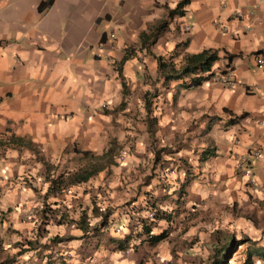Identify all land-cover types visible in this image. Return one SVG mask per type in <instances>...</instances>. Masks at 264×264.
Segmentation results:
<instances>
[{"label": "crops", "instance_id": "0c3cea01", "mask_svg": "<svg viewBox=\"0 0 264 264\" xmlns=\"http://www.w3.org/2000/svg\"><path fill=\"white\" fill-rule=\"evenodd\" d=\"M45 1L0 0V264H33L39 251L49 254L55 246L78 255L117 225L118 237H108V244L127 237L130 248L154 247L160 241L150 245L144 238L160 235V218L158 226H149L153 218L147 217H154L155 210L160 215V172L155 173L149 151L159 132L167 133L160 142L168 146L179 132L190 131L194 141H202L194 157L198 170L185 179L178 199L172 197L174 204L180 206L184 196L192 201L210 196L211 201L220 198L231 205L248 197L264 206V74L256 67L258 58L264 60V0H187L182 14L172 15L183 0H51L40 10ZM233 11L245 17L236 20ZM202 51L216 52L218 60L210 72L231 71L232 88L213 83L212 76L197 87H186L192 76L167 82L158 76L156 58L176 54L172 62L179 69L183 55ZM146 93L152 97L149 112L143 105ZM157 100L164 104L153 112ZM135 113L141 123H134ZM134 127L141 131L134 141L136 150L119 159V169L110 178H95L102 169L94 166L60 173L66 180L97 170L86 181L72 184L94 177L95 186L74 190L76 197L62 209L63 218L72 221L84 213L86 231L41 219V201L58 195L48 192L52 176L47 163L93 154L108 159L111 143L122 133L132 136ZM187 147L196 148L190 142ZM203 150L210 156L200 161ZM252 150L259 152L248 161L256 190L235 166H243L240 155ZM39 162L45 165L43 187L38 185ZM176 185L166 194H177ZM118 201L122 204L115 206ZM70 206L78 210L76 217L67 215ZM32 210L36 212L31 219L24 220ZM105 211L109 224L98 225ZM42 229L46 235L41 238ZM54 237L61 242H53ZM38 240L53 244L36 245ZM241 240L245 261L250 254L264 264V239ZM157 253L160 259V246ZM131 256L127 253L120 261L128 264Z\"/></svg>", "mask_w": 264, "mask_h": 264}, {"label": "rangeland", "instance_id": "374dc122", "mask_svg": "<svg viewBox=\"0 0 264 264\" xmlns=\"http://www.w3.org/2000/svg\"><path fill=\"white\" fill-rule=\"evenodd\" d=\"M160 102L164 104L160 100L153 101V107H155L153 112H156L157 108L160 109V106H162ZM136 113L131 118H133L134 123L138 124L142 122V117L137 116ZM157 117L158 121H160V118H162L160 117V112ZM140 132L139 129L135 128L132 136H127L128 134L126 133L118 136V142L111 143V152L107 155L109 160L100 154H93L94 158L91 156L89 159L78 157L70 162H64V160L60 159L57 163L49 164L45 162L50 166L49 176L57 178L60 173L74 172L73 170H79V168L83 169L88 166H94L102 169L100 173L94 176L95 178H110L111 174H116L119 169V158L133 154L134 150H136L134 141L141 137ZM166 134L162 132L157 133L156 138L149 145L150 154L154 156L153 165L156 166L155 173L158 174L160 172V236H164L160 239V242L152 248L147 247L146 244L130 248L128 246L131 244L129 241L127 247L120 251L115 246V243L110 245L107 240L109 239L108 237H118L116 235L120 226L117 225L114 226L115 228L108 227L105 229L94 242L84 246L83 251L81 253L78 252V255L69 251L67 253L66 251L60 252V250H55L57 249L55 246V249L53 248L49 254L39 251L32 260L33 264H122V261H120L121 257L127 258L125 257L127 253L132 255L130 258L131 262L128 264H159V261L160 264H206L213 254V248L219 247L222 240L223 242L228 240V244L238 241L236 250L231 254L228 264L245 263L246 244H242L243 242L240 240L258 239L260 237L264 239V206L248 197L245 201L235 202L231 205L227 204L226 200L222 201L220 198L217 201H211L209 200L210 196L208 200L203 201H192L184 196L180 206L174 204V199L177 200V197L181 195L179 188L182 184L186 183L185 179L188 181V177L194 176L198 170V167L194 163V157L197 153L196 150L201 148L200 144L202 141L200 139L194 141L190 131L179 132L173 135V142L171 143L170 139V145L168 146V143L160 142V137L164 138ZM189 142L196 147L195 150L193 147V150L189 151L190 148L187 147ZM163 144L166 145V148L160 153V149H163L160 145ZM146 150L148 152L147 146ZM140 153L144 154V150ZM38 165L42 166L41 172H38L40 176L38 185L43 187L45 180L42 175L45 165L44 162H39ZM94 177L91 181L79 186L68 187L58 194L57 197L43 199L41 201V208H37L38 213L41 211L42 214H45L41 219L51 225H56L57 221L63 218L62 213L64 211L62 209H66V206L64 207L66 201H73V197H76L73 194L74 190L79 192L81 189L83 191L90 190L92 186H95L92 182L94 181ZM153 177L154 175H151V179ZM151 179L149 180L150 183ZM173 183L177 184V194H166L170 192ZM163 189L167 191H163ZM100 198L101 202L104 201H102V198H106V194L103 191L100 193ZM53 199L57 203L52 202ZM92 199L96 200L97 198L92 196ZM116 204L115 206H119L122 204V201H118ZM190 205L193 206L190 207ZM77 211H75L74 207L70 206L69 211L66 212L69 217L73 215L76 217L78 215ZM243 219L248 221L250 225L243 226L242 223L245 222ZM89 223H92L91 217ZM106 224L108 225L109 223L106 221ZM154 225L158 226L159 223L155 222ZM153 233L155 232L153 231ZM42 234L46 235L43 229L41 230V238ZM144 239L147 240L148 238ZM49 240L47 242L52 245L53 243ZM36 242V245H48L44 240ZM88 242L85 243L88 244ZM158 246H160V259L157 253ZM63 250L66 249L64 248ZM251 258V264H262L256 256L253 255ZM6 261H13V258L7 257Z\"/></svg>", "mask_w": 264, "mask_h": 264}, {"label": "trees", "instance_id": "16d2710c", "mask_svg": "<svg viewBox=\"0 0 264 264\" xmlns=\"http://www.w3.org/2000/svg\"><path fill=\"white\" fill-rule=\"evenodd\" d=\"M187 0L181 1L174 10L170 12V14H182L180 9L185 6ZM51 0H46L45 2H42L39 5V9H44L46 6L50 5ZM173 56H177L176 54H172L168 56L167 58L158 57L156 58V64H157V73L158 76L161 77L164 81L174 80V79H182L184 77H190L189 85L186 87H197L201 83L207 81L211 76L212 73L210 72L211 66L214 62L218 60L217 54L214 51H202L197 54H185L182 57V65L179 67V69H175V65L172 62ZM226 58L229 60L231 59V56L226 55ZM152 97H149V94L146 93L143 98V105L144 108L149 112V107L151 106V100ZM164 149H160V153L163 152ZM210 156V152L208 150H203L200 153V161L205 160ZM97 170L90 169L89 171L84 170L80 173H76L73 175H69V177L66 180H62V176H58L57 178H51L49 180V186H48V192L50 191L53 195L60 194L64 190H66L68 187H71L72 184H75L76 182H84L88 177H90L92 174H94ZM158 211L155 210V215L153 219L148 220V225L155 223L156 220L160 218V215L158 214ZM109 215L108 211H105L103 213L101 220L98 225L104 226L106 223V219ZM64 220V221H63ZM60 223H72L77 228H79L82 231H86L89 227L85 214L83 213L80 218L76 221L67 220L62 218ZM101 226V227H102ZM149 228L148 226H146ZM145 233L147 235L149 234L148 229H146ZM164 236H148V239L146 240L148 244L154 245L156 242L160 241ZM231 237V236H230ZM125 237L122 240H114L112 241L116 244V247L122 251L127 247V241ZM228 238V237H225ZM53 242H61L60 239H57L54 237L52 239ZM244 242V240H240ZM238 241H234L232 243L228 244V240H225L219 244V247L213 248V254L206 264H228L229 258L231 254L236 250V245ZM244 264H251L250 254L247 255V259Z\"/></svg>", "mask_w": 264, "mask_h": 264}, {"label": "built area", "instance_id": "2783aa9c", "mask_svg": "<svg viewBox=\"0 0 264 264\" xmlns=\"http://www.w3.org/2000/svg\"><path fill=\"white\" fill-rule=\"evenodd\" d=\"M255 8H257V6H255ZM252 11H253V9L250 10L248 12V14L252 15ZM232 16L236 20H242L245 17L244 13H242L240 11H233L232 12ZM213 25H214V27L216 29L220 30L221 32H226V28L221 26L218 22H214ZM184 30L187 32L189 30V27L188 26H184ZM256 67L260 70L261 73L264 74V60L263 59H259L258 58L256 60ZM233 78H234V75H233V73L231 71H225V72H222V73L213 74L210 80L213 83L223 85L226 88H232L233 84H234V79ZM258 155H259V152L256 151V150H252L251 152L241 154L240 155V159L245 161L244 165L242 166V165H240L238 163H236V165H235L236 168L240 169V172L242 173V175L245 176V178L247 179L246 180L247 184L251 188H253V190H256L257 186H256L255 181L253 180V176L250 174V170H251L250 162H252L256 158H258ZM121 158H122V156L119 159H121ZM248 161H250V162H248ZM35 212L36 211L32 210L31 213H29V211L27 213H25L24 220L31 219V215H33V213H35ZM147 217L149 219L153 218V214L149 213L147 215Z\"/></svg>", "mask_w": 264, "mask_h": 264}]
</instances>
